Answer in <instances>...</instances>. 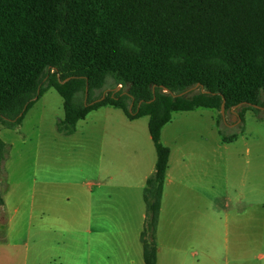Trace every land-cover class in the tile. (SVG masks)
Masks as SVG:
<instances>
[{
  "label": "trees",
  "instance_id": "trees-1",
  "mask_svg": "<svg viewBox=\"0 0 264 264\" xmlns=\"http://www.w3.org/2000/svg\"><path fill=\"white\" fill-rule=\"evenodd\" d=\"M109 78L127 91L94 98ZM50 89L63 99L64 136L106 106L130 120L149 117L157 163L144 189L141 242L145 264H157L171 154L162 130L177 112H221L224 101L227 112L240 104L261 111L264 0H0V128L19 130ZM219 132L224 143L238 138ZM10 150L0 137V177ZM5 186L0 178L1 206Z\"/></svg>",
  "mask_w": 264,
  "mask_h": 264
},
{
  "label": "rangeland",
  "instance_id": "rangeland-1",
  "mask_svg": "<svg viewBox=\"0 0 264 264\" xmlns=\"http://www.w3.org/2000/svg\"><path fill=\"white\" fill-rule=\"evenodd\" d=\"M198 89L192 88L187 94L196 93ZM119 91L125 93L127 88H116L109 78L105 87L95 92L94 98ZM261 103L263 107L258 114L247 104L228 112L225 110L224 114L204 108L178 112L163 131V143L173 149L171 173L175 177H183V182L190 188L183 190V209L188 213L183 225V241L185 231L191 232L188 229L195 218V201L200 202L204 218L203 240L218 254L217 264H225L224 233L220 231L227 205L232 208L243 204L246 213L251 212L246 224V238L249 239L250 233L251 245L246 248V256L250 252L251 264H261L264 256V93ZM242 110L245 111V121L241 125L239 113ZM219 115H222L219 129L226 135L238 134L234 142L223 143L222 136L217 133L212 118L217 123ZM63 118V99L55 89H50L27 113L20 130L9 132L15 146L13 151L11 146L5 163V177H0L6 185L2 193L15 205L22 202L23 207L33 209L37 222L46 205L52 207L49 195L58 193L62 195V204L71 198L73 203L82 206V195L88 192L86 183L97 184L106 169L116 171L124 167L125 163L119 162L112 167L100 168L102 155L98 130L101 127L118 130V136L125 145L134 138L131 130L137 129L141 134L149 132L148 117L131 122L122 110L103 107L80 121L78 135L68 138L57 131V122ZM15 131H21V134ZM5 133L2 134L4 140L7 139ZM77 144L80 146L72 149ZM124 150H127L125 146ZM103 151L108 153L110 150L105 146ZM183 154L188 158L184 164ZM211 185L214 186L212 196ZM197 187L201 188L203 196ZM36 189L41 197L35 201ZM202 197L203 201L200 200ZM215 207L222 210L221 215H216ZM3 218L6 223L7 213L0 207V223ZM4 234L5 230L0 229V239ZM16 252L17 258L10 264H24L19 254L25 252V248Z\"/></svg>",
  "mask_w": 264,
  "mask_h": 264
},
{
  "label": "crops",
  "instance_id": "crops-1",
  "mask_svg": "<svg viewBox=\"0 0 264 264\" xmlns=\"http://www.w3.org/2000/svg\"><path fill=\"white\" fill-rule=\"evenodd\" d=\"M108 107L111 108H105ZM212 119L220 135L215 118ZM166 126L162 130V143ZM11 131L14 130L0 128V137L6 132L7 139L3 140L12 146L13 151L15 140L9 137ZM15 132L21 134V131ZM98 132L102 155L98 160L100 168L112 167L119 162H124V167L116 171L106 169L97 184L86 183L88 192L82 195V206L73 203L71 198L67 199L66 204H62L61 194L49 195V199L52 198L53 201L52 207L48 208L46 205L38 216V222L33 209L23 207L22 202L19 206L15 205L6 195L3 196V192L4 205L0 207L7 213V222L3 218L0 223V229L5 230L0 239V264L14 262L18 254L16 250L22 251L23 248L25 252L19 256L24 264H145L141 233L147 209L143 194L146 181L154 174L157 163L151 133L143 131L141 134L137 129L131 130L134 138L125 145L115 128L103 126ZM77 135L78 130L65 137L75 138ZM163 145L170 149L171 154L156 234L157 264H217L218 254L203 240L204 218L200 202L195 201V218L191 221L192 227L188 229L191 232L185 231L183 241V225L188 217L183 209V190L190 188L188 183L183 182V177H175L171 173L173 149L168 144ZM78 146L80 144L72 149ZM105 146L110 150L108 153L103 151ZM38 154L37 150V156ZM187 159V155L183 154V164ZM197 189L203 196L201 188ZM213 189L214 186L211 185L210 192ZM38 197L41 196L36 189L35 201ZM200 200L203 201V197ZM31 204L33 205L32 202ZM214 210L217 216L221 215L219 207ZM250 213H246L243 204L225 207L223 229L220 231L224 233L225 264L252 263L250 252L246 256V248L251 245L250 233L249 239L246 238V224L250 220ZM47 219L50 221L46 222ZM15 220L20 223H15ZM261 260V264H264V256Z\"/></svg>",
  "mask_w": 264,
  "mask_h": 264
},
{
  "label": "water",
  "instance_id": "water-1",
  "mask_svg": "<svg viewBox=\"0 0 264 264\" xmlns=\"http://www.w3.org/2000/svg\"><path fill=\"white\" fill-rule=\"evenodd\" d=\"M68 80H70V79H68ZM197 87H199V86H196V87H194V88H197ZM190 90H191V89H190ZM190 90H188V91H186V92L180 94V96H183V95L187 94ZM86 91L88 92V88L86 89ZM154 92H155V89H154ZM166 92H168V90H166ZM35 99H37V98H35ZM103 99H104V97H103ZM140 105H141V103H140ZM242 105H244V104H240V105L236 106L235 109L238 108V107H240V106H242ZM255 107H257V108H261V107H259V106H255ZM224 112H225V101H224V103H223V105H222V108H221V113L224 114Z\"/></svg>",
  "mask_w": 264,
  "mask_h": 264
}]
</instances>
